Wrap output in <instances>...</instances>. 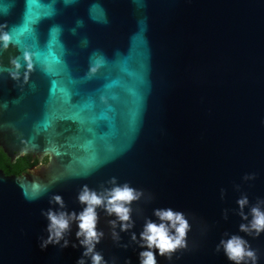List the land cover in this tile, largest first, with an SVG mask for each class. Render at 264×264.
<instances>
[{
	"label": "water",
	"instance_id": "95a60500",
	"mask_svg": "<svg viewBox=\"0 0 264 264\" xmlns=\"http://www.w3.org/2000/svg\"><path fill=\"white\" fill-rule=\"evenodd\" d=\"M3 31L0 147L41 163L21 176L0 170V264H76L79 245L41 249L42 210L59 208L49 203L59 194L79 212L81 187L112 177L144 191L132 205L138 237L155 208L185 213L187 248L171 260L157 252L158 264H233L215 250L225 232L264 264V233L240 232L236 214L242 194L245 212L264 198V0H0ZM98 212L96 250L139 264L130 232L114 241L115 217ZM76 231L67 238L78 244Z\"/></svg>",
	"mask_w": 264,
	"mask_h": 264
},
{
	"label": "clouds",
	"instance_id": "9594fccd",
	"mask_svg": "<svg viewBox=\"0 0 264 264\" xmlns=\"http://www.w3.org/2000/svg\"><path fill=\"white\" fill-rule=\"evenodd\" d=\"M11 39L8 31L0 32V42H2L5 49L11 43ZM27 58L26 53L25 59L27 60ZM11 63L15 70H10V76L14 80H18L21 64L18 59H13ZM31 69L32 64L28 63L24 72L25 80L28 71ZM243 179H255V174H246ZM108 184L111 187L101 186L100 190L90 188L87 184L83 185L77 194L79 203L83 205L82 210L79 212L75 210L68 211L63 197L54 194L49 203L59 205V208L50 207L47 210H42V215L48 221L46 228L48 235L47 238H40L41 249L47 248L50 244L59 245L63 249L71 243L73 248L78 247V245L83 248L82 255L76 261V264H86V258L90 259V264H109L102 252L96 250V245L101 242L105 235L104 231L98 228L100 220L98 209H102L108 217H115L107 221L111 227V235L114 241L119 242L121 240V232H130L131 241L142 249L139 252V264H158L157 252L160 256L171 260L174 253L187 248V236L191 225L183 211L174 210L171 207L155 208L153 215L156 220L145 218L138 237L135 231H131L135 226V221L132 218V205L133 202L139 201L144 196V191L131 186L128 182L117 183L116 177H112ZM236 187L238 189L239 185ZM224 194L225 189H221V198L224 197ZM149 199H151L150 196ZM237 204L238 211L236 214L243 221H246V223L239 224V231L256 237L264 233V207H262L264 198H258L256 203L250 206L248 212H245V208L250 205V201L246 194H242L238 198ZM228 211V209H225L223 212L225 220L228 219ZM73 223L77 226L75 236L78 244L67 238ZM117 228H119V231H117ZM224 236L227 238L220 239L216 245V252L223 249L228 260L232 261L233 264H256L258 259L256 250L251 247L245 238L227 232L224 233ZM119 246L127 248L129 245L121 244ZM125 264H131L130 259L126 260Z\"/></svg>",
	"mask_w": 264,
	"mask_h": 264
},
{
	"label": "trees",
	"instance_id": "16d2710c",
	"mask_svg": "<svg viewBox=\"0 0 264 264\" xmlns=\"http://www.w3.org/2000/svg\"><path fill=\"white\" fill-rule=\"evenodd\" d=\"M48 162L49 158H46L44 164H47ZM40 163V160L33 155H25L18 160L13 161L0 147V170L6 175L21 176L29 172L32 168L39 166Z\"/></svg>",
	"mask_w": 264,
	"mask_h": 264
}]
</instances>
